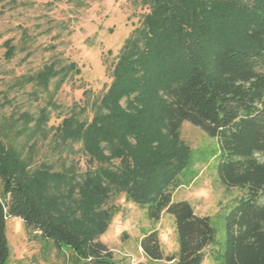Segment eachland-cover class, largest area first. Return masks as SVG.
Instances as JSON below:
<instances>
[{"label":"trees","instance_id":"1","mask_svg":"<svg viewBox=\"0 0 264 264\" xmlns=\"http://www.w3.org/2000/svg\"><path fill=\"white\" fill-rule=\"evenodd\" d=\"M249 1H149L91 120L70 115L55 132L59 143L80 142L101 163L93 170L30 172L0 125V264L9 256L7 217L20 218L32 239L71 250L81 264H117L100 235L113 217L104 205L119 192L145 206L150 220L173 216L176 253L164 256L151 230L139 241L150 259L200 264L210 253L222 264H264V0ZM12 54L8 45L5 55ZM73 67L50 63L30 80L46 87ZM31 119L26 112L15 118ZM185 121L215 139L220 182L243 191L222 214L223 241L210 216L172 198L191 158L179 141ZM113 159L118 165L109 166Z\"/></svg>","mask_w":264,"mask_h":264},{"label":"rangeland","instance_id":"2","mask_svg":"<svg viewBox=\"0 0 264 264\" xmlns=\"http://www.w3.org/2000/svg\"><path fill=\"white\" fill-rule=\"evenodd\" d=\"M149 1L0 0V125L8 130L15 147L22 149L30 172L46 166L53 172L70 168L82 173L101 165L89 160L80 142L59 143L55 132L64 117L91 120L95 104L111 83L119 50L141 25ZM8 45L13 47L11 57L5 55ZM50 63L56 68L70 63L74 67L63 81L54 77L46 87L30 80ZM120 103L125 105L124 98ZM23 112L32 119L16 121ZM40 116V129L36 130ZM179 141L190 150L191 158L179 174L180 184L172 198L185 199L195 213L210 216L223 241L222 214L243 191L226 188L218 179L215 139L185 121ZM118 163L113 159L109 166ZM104 207L113 217L100 240L112 250L117 264H174L166 258H148L139 246L145 233L156 230L164 256L175 254L172 215L163 213L158 221L150 220L146 207L128 199L124 192L111 193ZM5 231L9 247L5 264H81L71 250L60 251L50 242L32 239L18 217L6 218ZM200 264L222 263L208 253Z\"/></svg>","mask_w":264,"mask_h":264}]
</instances>
